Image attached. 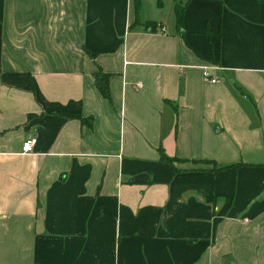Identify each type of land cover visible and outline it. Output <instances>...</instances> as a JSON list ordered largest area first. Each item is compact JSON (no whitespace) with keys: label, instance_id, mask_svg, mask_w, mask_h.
<instances>
[{"label":"crops","instance_id":"obj_1","mask_svg":"<svg viewBox=\"0 0 264 264\" xmlns=\"http://www.w3.org/2000/svg\"><path fill=\"white\" fill-rule=\"evenodd\" d=\"M0 264H264V0H0Z\"/></svg>","mask_w":264,"mask_h":264},{"label":"trees","instance_id":"obj_2","mask_svg":"<svg viewBox=\"0 0 264 264\" xmlns=\"http://www.w3.org/2000/svg\"><path fill=\"white\" fill-rule=\"evenodd\" d=\"M181 12H182L181 7L175 9L176 23L178 27H180ZM92 80L95 88L97 89L101 97L105 100H109V95L107 90V75L102 74L100 70H97V72L93 74ZM79 120L83 122L82 119ZM159 160L161 162H166L169 164L172 163V160L167 159L160 150H159ZM213 171H217V169Z\"/></svg>","mask_w":264,"mask_h":264},{"label":"built area","instance_id":"obj_3","mask_svg":"<svg viewBox=\"0 0 264 264\" xmlns=\"http://www.w3.org/2000/svg\"><path fill=\"white\" fill-rule=\"evenodd\" d=\"M201 78L205 83H215L216 80L212 78L207 70V68H202L201 70ZM36 142L35 137H29L26 139L21 145V154H29L32 151V147Z\"/></svg>","mask_w":264,"mask_h":264},{"label":"rangeland","instance_id":"obj_4","mask_svg":"<svg viewBox=\"0 0 264 264\" xmlns=\"http://www.w3.org/2000/svg\"><path fill=\"white\" fill-rule=\"evenodd\" d=\"M177 164H180L179 162H176Z\"/></svg>","mask_w":264,"mask_h":264}]
</instances>
